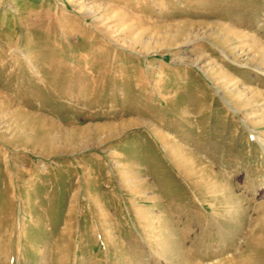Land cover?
<instances>
[{
  "label": "rangeland",
  "instance_id": "1",
  "mask_svg": "<svg viewBox=\"0 0 264 264\" xmlns=\"http://www.w3.org/2000/svg\"><path fill=\"white\" fill-rule=\"evenodd\" d=\"M263 220L264 0H0V264H264Z\"/></svg>",
  "mask_w": 264,
  "mask_h": 264
},
{
  "label": "bare ground",
  "instance_id": "2",
  "mask_svg": "<svg viewBox=\"0 0 264 264\" xmlns=\"http://www.w3.org/2000/svg\"><path fill=\"white\" fill-rule=\"evenodd\" d=\"M263 225H262V230H261V233H259V234H257V235H255L254 237H251V239H252V241L255 239V241H256V243L258 244V243H260V244H264V220H263ZM255 234V233H254ZM248 240H250V237L248 238ZM251 242V241H250ZM253 243H255L254 241H253ZM252 244V243H251ZM255 246V245H254ZM264 246V245H263ZM259 247H260V245H259ZM254 248V247H253ZM253 250V249H252ZM259 252H261V251H259ZM263 252V251H262ZM261 255V254H260ZM258 257H259V255H258ZM243 258H245V257H243ZM245 260V259H244ZM261 260H263V257H261V259H260V261ZM248 261V260H247ZM254 261V260H253ZM256 261V260H255ZM258 262H259V259L257 260ZM248 262H250V261H248ZM247 262V263H248ZM247 264L245 261H243V260H240V258H234V259H232L230 262L228 261V262H224L223 264ZM221 264V263H220ZM254 264V263H253Z\"/></svg>",
  "mask_w": 264,
  "mask_h": 264
}]
</instances>
